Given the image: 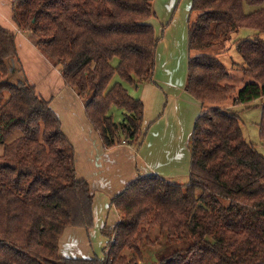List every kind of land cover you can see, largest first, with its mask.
<instances>
[{"label": "trees", "instance_id": "obj_1", "mask_svg": "<svg viewBox=\"0 0 264 264\" xmlns=\"http://www.w3.org/2000/svg\"><path fill=\"white\" fill-rule=\"evenodd\" d=\"M10 10L82 100L102 147L140 146L144 107L125 86L152 80L153 0H12ZM241 30L251 34L234 40L238 67L251 82L236 90L214 48ZM187 38L184 90L201 106L187 181L137 176L109 202L119 220L101 229L103 257L72 259L58 242L68 227L93 226V194L49 101L24 76L8 82L22 69L15 35L0 25V264H144L147 252L157 264H264V157L219 107L264 98V0H191ZM112 108L124 112L120 124ZM258 136L264 145V104Z\"/></svg>", "mask_w": 264, "mask_h": 264}, {"label": "crops", "instance_id": "obj_2", "mask_svg": "<svg viewBox=\"0 0 264 264\" xmlns=\"http://www.w3.org/2000/svg\"><path fill=\"white\" fill-rule=\"evenodd\" d=\"M3 1L0 0V25L15 35L22 69L19 74L37 94L49 101L64 136L74 149L76 176L89 184L93 194V226L88 230L66 228L58 242V255L72 259L98 258L100 250L107 244L101 229L111 228L119 220L118 213L112 208H108L105 218L106 206L109 207L111 198L130 181L149 174L179 184L188 179L190 138L201 106L184 90L188 61L187 25L178 20L177 12L170 18V9L176 0H153L155 17L148 23L159 41L152 80L137 87H126L129 95L143 104L142 131L145 135L138 147L120 144L104 149L85 116L82 100L64 85L59 68L36 49L29 34L12 22L11 2ZM250 34L245 30L242 36Z\"/></svg>", "mask_w": 264, "mask_h": 264}, {"label": "rangeland", "instance_id": "obj_3", "mask_svg": "<svg viewBox=\"0 0 264 264\" xmlns=\"http://www.w3.org/2000/svg\"><path fill=\"white\" fill-rule=\"evenodd\" d=\"M7 1L8 0H4L3 2H7ZM11 1L12 0H9V2ZM162 4H166V3H162ZM189 5H190V0H176L173 4V7L170 9L171 10L170 18L173 16L175 12H177L178 20L181 19L183 24L187 25V20L190 15ZM242 35H243V30H241L237 35L231 36V38L226 40L220 48L218 46L214 48L215 51L221 52L219 57L228 69L229 78L224 82L233 85L236 88V90L241 89L245 84L251 82L250 79L243 76L242 72L239 70L238 67V65L240 64V57L236 53L234 40L243 38ZM21 78L22 77L19 73L17 74L11 73L8 77V82L11 84H15L16 81L20 80ZM262 104H264V98L259 99L258 101H256L255 103H253L248 107L243 105H236L233 103L232 99H228L226 102L220 104L219 107L234 113L239 118L242 133L246 142L253 144L256 147L257 151L264 157V145L261 143L258 136V124L260 121ZM110 114L113 118V121L117 124H120L124 119V112L118 108H112L110 110ZM108 208L109 207L107 205L105 210V218L106 215L109 213ZM97 256L98 258L103 257L102 250H100V253ZM145 256L146 258L144 264H157V259H155V256L151 255L150 252H147Z\"/></svg>", "mask_w": 264, "mask_h": 264}]
</instances>
